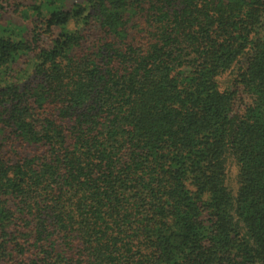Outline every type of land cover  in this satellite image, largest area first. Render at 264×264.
Wrapping results in <instances>:
<instances>
[{"label": "trees", "instance_id": "1", "mask_svg": "<svg viewBox=\"0 0 264 264\" xmlns=\"http://www.w3.org/2000/svg\"><path fill=\"white\" fill-rule=\"evenodd\" d=\"M67 2L0 0L34 16L0 30V264H264V0Z\"/></svg>", "mask_w": 264, "mask_h": 264}, {"label": "rangeland", "instance_id": "2", "mask_svg": "<svg viewBox=\"0 0 264 264\" xmlns=\"http://www.w3.org/2000/svg\"><path fill=\"white\" fill-rule=\"evenodd\" d=\"M86 0H68V6L72 7L74 4L77 3H83ZM30 15H32L30 13ZM31 18L29 20L24 19L20 13L13 11L12 9H7L4 11L0 10V30L3 27H19L20 29H26L25 33H28L29 30L32 28L33 26V20H34V16H30ZM233 173L236 174V170L235 168L233 169ZM235 176V175H234ZM232 176L230 179V185L233 186L235 188V177Z\"/></svg>", "mask_w": 264, "mask_h": 264}]
</instances>
